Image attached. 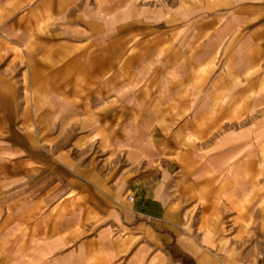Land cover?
<instances>
[{
	"label": "crops",
	"instance_id": "obj_1",
	"mask_svg": "<svg viewBox=\"0 0 264 264\" xmlns=\"http://www.w3.org/2000/svg\"><path fill=\"white\" fill-rule=\"evenodd\" d=\"M143 1L20 47L26 71L0 82V192L54 207L55 264H264V0H157L150 19Z\"/></svg>",
	"mask_w": 264,
	"mask_h": 264
},
{
	"label": "rangeland",
	"instance_id": "obj_2",
	"mask_svg": "<svg viewBox=\"0 0 264 264\" xmlns=\"http://www.w3.org/2000/svg\"><path fill=\"white\" fill-rule=\"evenodd\" d=\"M133 2L134 0H0V77L3 78L0 82L5 83L9 77L17 82L22 77L21 73L26 71L28 64L25 55L20 52L21 46L30 43L32 52L46 51L55 40H68L71 30L74 37L80 39L88 36V31L84 29L87 25L95 31L104 22L118 25L123 20L132 21L134 12L129 10V5ZM158 2L162 4L165 1ZM158 2L143 1L139 16L155 18L158 12L153 9ZM171 5L180 6L181 2L169 0V6ZM70 21L76 22L77 27L71 29ZM251 126L255 128L257 124ZM238 127L239 130L243 129L245 123H239ZM253 141L252 146L258 148L262 139ZM262 161V156L256 154L237 156L239 163ZM9 195L12 193L0 192V264H55L56 255L66 252L57 251L53 244L68 236L54 234L53 227L60 225L59 219L58 223L55 221L54 207L33 213L18 193H13L12 198ZM134 257L133 252H129L126 261H131ZM141 259V264H153L148 253H143Z\"/></svg>",
	"mask_w": 264,
	"mask_h": 264
},
{
	"label": "built area",
	"instance_id": "obj_3",
	"mask_svg": "<svg viewBox=\"0 0 264 264\" xmlns=\"http://www.w3.org/2000/svg\"><path fill=\"white\" fill-rule=\"evenodd\" d=\"M130 201H133V198L132 197L130 198Z\"/></svg>",
	"mask_w": 264,
	"mask_h": 264
}]
</instances>
